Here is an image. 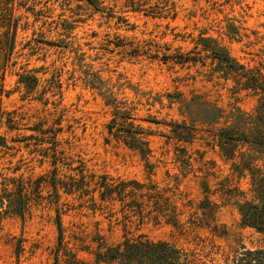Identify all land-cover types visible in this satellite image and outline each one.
<instances>
[{
  "label": "rangeland",
  "instance_id": "374dc122",
  "mask_svg": "<svg viewBox=\"0 0 264 264\" xmlns=\"http://www.w3.org/2000/svg\"><path fill=\"white\" fill-rule=\"evenodd\" d=\"M205 39L240 73H219ZM26 73L39 78L31 94ZM97 75L101 90L85 81ZM263 101L264 0H0V196L27 199L24 217L0 216V264H95L100 248L139 235L205 246L216 264L264 249L252 228L264 226L245 225L264 219L246 205L255 184L264 191ZM223 129L246 141L225 144ZM129 133H143L148 158ZM131 181L163 191L180 227L102 200L104 186Z\"/></svg>",
  "mask_w": 264,
  "mask_h": 264
},
{
  "label": "trees",
  "instance_id": "16d2710c",
  "mask_svg": "<svg viewBox=\"0 0 264 264\" xmlns=\"http://www.w3.org/2000/svg\"><path fill=\"white\" fill-rule=\"evenodd\" d=\"M86 1L91 5H96L98 2V0ZM15 38L16 34L12 33V36L10 35L9 46L5 50L8 54H12L14 51ZM211 43H213L211 39H205L202 41L205 50L210 52L212 58L216 61L218 72L222 73L224 77H229L231 74H239L241 68L240 65L230 56L226 49L214 46ZM98 77V75L97 77H92L93 79L87 77L85 81L93 88L101 90L99 85L101 84V80L98 79ZM19 83L25 86L27 92L31 94L37 89L39 78L35 74H21L19 75ZM212 110L221 113L217 108ZM258 111V121L264 125V101L261 103L260 110ZM129 134H131V139L128 144L132 148L140 151L144 158H148L151 154L149 144L147 141H144L142 137L137 136H141L143 133H137L136 135L132 133ZM219 134L221 141L223 140L225 144H229L228 142L233 141H246V139L243 138H247V135H239L237 131H233L232 129H223ZM0 146H5L1 137ZM258 182L262 184L264 178L261 177ZM254 186H256L254 187L256 195L255 203L248 202L246 205L249 207L253 206L255 209L264 212V191L262 190L261 185L255 184ZM103 188L105 191L101 195L102 200L117 195L122 202H125L126 206L131 209L132 214L139 218V223L143 224L147 220H152V222L155 223L164 221L168 226L174 228L180 227L181 214L178 213L177 208L173 206L171 202L168 203V201L163 199L165 193L160 191L156 185L147 187L141 183L131 181L123 182L116 187L104 186ZM4 194L5 195L0 196V216L8 214L24 217L27 210V199L24 192L16 190L13 192V195ZM3 206H5V209ZM156 207L159 208L158 213L155 211ZM245 222L246 226H249L247 223L253 226H257V224L264 226V219L262 220V223H251L252 219ZM57 227L60 233L59 245L61 246L63 241V225L59 216L57 219ZM252 228L256 229L264 236V231H259L258 227ZM207 249L208 248L203 246L200 250L194 249L192 251H185L173 244L156 242L145 235H139L134 238H125L118 245L109 248H100L95 255V264H216V259L213 257L219 255V253H213L209 256V250L212 249H208V251ZM225 258L226 261L231 264H264V249L250 251L242 246L234 253L233 257L230 258L229 256H226ZM55 264H60L58 256H56ZM70 264L84 263L77 261L76 258H74Z\"/></svg>",
  "mask_w": 264,
  "mask_h": 264
}]
</instances>
